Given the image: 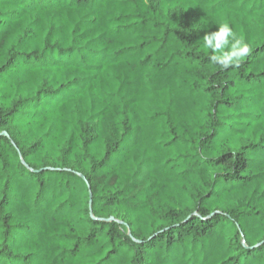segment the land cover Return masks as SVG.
<instances>
[{
    "label": "trees",
    "instance_id": "obj_1",
    "mask_svg": "<svg viewBox=\"0 0 264 264\" xmlns=\"http://www.w3.org/2000/svg\"><path fill=\"white\" fill-rule=\"evenodd\" d=\"M0 264H264V0H0Z\"/></svg>",
    "mask_w": 264,
    "mask_h": 264
},
{
    "label": "clouds",
    "instance_id": "obj_2",
    "mask_svg": "<svg viewBox=\"0 0 264 264\" xmlns=\"http://www.w3.org/2000/svg\"><path fill=\"white\" fill-rule=\"evenodd\" d=\"M202 41L204 49L211 50L208 59L223 68L239 66L251 52L244 37L238 36L227 22L220 23L217 31L206 33Z\"/></svg>",
    "mask_w": 264,
    "mask_h": 264
}]
</instances>
